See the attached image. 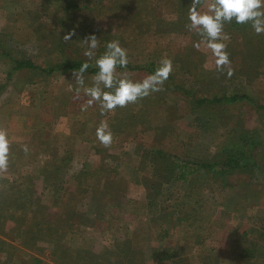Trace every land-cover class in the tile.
<instances>
[{
  "label": "rangeland",
  "instance_id": "1",
  "mask_svg": "<svg viewBox=\"0 0 264 264\" xmlns=\"http://www.w3.org/2000/svg\"><path fill=\"white\" fill-rule=\"evenodd\" d=\"M48 1L0 0V128L10 144L9 167L0 172V204H8L0 218V264H171L159 260L168 250L180 252L172 264H264V174H190L220 161L226 147L264 167V69L245 61L248 43L223 41L234 70L227 77L215 69L210 49L193 47L200 40L194 29L158 27L171 14L161 2L150 0L163 15L153 13L148 23L143 15L130 22L116 1L92 0L66 15L60 0ZM93 34L96 56L117 40L131 67L157 68L162 57L171 59L172 79L136 103L102 112L94 102L81 112L90 97L73 90L75 71H12L6 57L45 69L63 59L85 62L82 40ZM241 57L252 74L239 72ZM115 75L140 81L148 73L117 68ZM94 76L84 75L87 86ZM223 94L254 103L193 102ZM102 120L113 134L107 147L95 135ZM151 149L176 162V176L157 173L169 162L152 166ZM184 171L187 180L175 178Z\"/></svg>",
  "mask_w": 264,
  "mask_h": 264
},
{
  "label": "clouds",
  "instance_id": "2",
  "mask_svg": "<svg viewBox=\"0 0 264 264\" xmlns=\"http://www.w3.org/2000/svg\"><path fill=\"white\" fill-rule=\"evenodd\" d=\"M200 4L201 0H191L188 8L187 27L189 30L194 29L200 37L199 41L193 43V47L199 48L203 43L215 57V69L231 77L234 70L230 67L227 44L223 42L227 39L223 34L224 25L232 22L250 24L257 35L264 34V0H209L205 12L198 11ZM73 35L74 32L70 31L63 38L71 40ZM82 43L87 46L83 54L88 60L80 65L78 71L72 73L77 86L73 89L75 93L79 95L83 91L85 96L90 97L81 105V112H86L94 102L99 103L102 112H111L117 107L136 103L139 99L160 91L172 72L171 59L162 57L159 66L143 80L117 79L115 75L117 66L123 69L128 65L127 51L121 47L119 41L106 42L105 51L99 56L93 51L98 47V39L94 34L88 35ZM92 60L98 71L93 78V85L89 87L85 84L84 73L90 67L89 61ZM95 135L105 147L112 143L113 134L107 121L100 122ZM9 157L8 134L5 129L0 128V172L7 171Z\"/></svg>",
  "mask_w": 264,
  "mask_h": 264
},
{
  "label": "trees",
  "instance_id": "3",
  "mask_svg": "<svg viewBox=\"0 0 264 264\" xmlns=\"http://www.w3.org/2000/svg\"><path fill=\"white\" fill-rule=\"evenodd\" d=\"M48 3L49 1L46 0ZM92 0H60L55 1L56 4L60 2L58 5V9H60L61 15L68 14L70 8L71 12L75 9L76 11L81 8V6H88L91 4ZM114 1L117 2V4H121V8L124 15L127 17V19L132 22V20L136 21V17H142V15L145 17V19L148 21L155 20V17L153 13L155 14H162V9L160 8L159 4L158 6H152L150 0H108V2L113 3ZM153 1V0H152ZM157 3L161 2V4L165 5L164 7L168 10H170L171 14L168 15V17H163L160 20V23L158 24V27H161V25L165 28L164 31L170 32H182V29H189L187 27L189 21H188V8L190 6L191 0H154ZM101 2V1H100ZM209 0H201V4L198 5V11L205 12L207 11V5ZM94 5V9H97V5ZM114 5V4H113ZM43 7H47L46 4L42 3V10ZM115 8H119L114 6ZM116 10V9H115ZM120 11V9H119ZM125 11V12H124ZM135 12V14H134ZM60 17V16H59ZM160 17V16H159ZM62 21V20H61ZM223 33L229 38L230 40H234L236 37L237 41L239 43V47L241 42L244 40L245 45L248 43V50L251 49L252 52H247L245 49V53L247 52V59L245 61H251V67L255 66H262L264 69V64L261 62L264 61V34L257 35L253 29L251 28L250 24H236L234 22L232 23H225ZM123 35L118 36L117 39L121 40V43H125L126 40L123 39ZM252 38L255 42L252 41ZM109 41V40H108ZM128 43V42H127ZM235 53H244L242 50L235 51ZM4 56L8 55L6 52L2 53ZM8 60L11 62V69L12 71H21V70H29V71H35L39 70L42 74L50 76L51 74L59 71H78L80 65L84 61L80 60H69V59H63L61 62H58L56 64H52L47 69L40 68L35 65V63L29 59L24 58H11L9 55L6 56ZM245 57V56H243ZM241 57V59H243ZM242 70H239L240 73H245V76L252 74V71L247 69L244 63V59L242 62ZM117 68H120L117 66ZM130 70H141L145 71L146 73L150 74L152 73L156 68L153 66H147V67H131L127 65L126 69ZM124 69V68H123ZM98 70L95 68L94 64L90 63V67L87 69V71L84 73V75H95ZM258 71V70H257ZM169 80L172 79L171 76L168 77ZM174 89H177L181 91L183 94L190 96L189 91L185 90L180 85H173ZM248 101L250 104L254 103V100L250 98L248 95H239V94H223L222 96H214L212 98H199L196 100H193L194 104L197 106H212V105H227V104H233L236 102H242V101ZM148 155L150 159L152 160V166H156L157 164H163L164 162L167 163L169 161H166L169 159V155L166 154L163 150H153L151 149L148 152ZM64 159V158H63ZM187 167V164L185 165ZM166 170H157V173L160 172L161 176L164 174H169L170 177L176 176V170L180 167L176 164L174 161H170L165 166ZM200 168L207 174L216 175L217 177L225 176L231 172L234 171H243L246 170L249 172L250 175H258L262 176L264 174V167L262 164L258 163L253 156L247 155L244 153V151L237 150V149H231L229 147H226L223 149L220 161L215 163H204L201 164L199 167L193 168L190 171V174H193L197 171V169ZM215 168H217L215 170ZM157 169V168H156ZM186 171L179 174V176L175 177L180 180H187ZM166 178V177H163ZM166 180V179H165ZM6 181L2 179L0 176V186L5 185ZM8 206L7 203H1L0 204V218L2 217V213L5 212V209ZM1 231V230H0ZM1 233V232H0Z\"/></svg>",
  "mask_w": 264,
  "mask_h": 264
},
{
  "label": "crops",
  "instance_id": "4",
  "mask_svg": "<svg viewBox=\"0 0 264 264\" xmlns=\"http://www.w3.org/2000/svg\"><path fill=\"white\" fill-rule=\"evenodd\" d=\"M197 241V244H199L200 242H202L200 239L199 240H196ZM167 253H172V254H169V255H167L166 257H162V258H160L159 260H164V261H167L168 263H173V261L176 259V258H178L179 260H181L180 258H181V256H180V252H178V253H175V252H173V251H165V254H167ZM178 256V257H177ZM195 254L193 255V257H192V260H195ZM177 259V260H178ZM197 260H198V258H196Z\"/></svg>",
  "mask_w": 264,
  "mask_h": 264
}]
</instances>
